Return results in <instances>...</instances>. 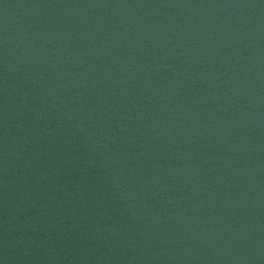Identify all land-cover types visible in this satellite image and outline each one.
Segmentation results:
<instances>
[{"label": "water", "instance_id": "1", "mask_svg": "<svg viewBox=\"0 0 264 264\" xmlns=\"http://www.w3.org/2000/svg\"><path fill=\"white\" fill-rule=\"evenodd\" d=\"M0 264H264V0H0Z\"/></svg>", "mask_w": 264, "mask_h": 264}]
</instances>
